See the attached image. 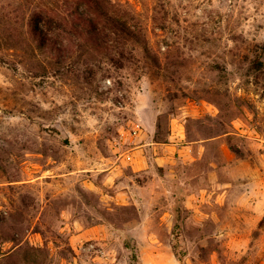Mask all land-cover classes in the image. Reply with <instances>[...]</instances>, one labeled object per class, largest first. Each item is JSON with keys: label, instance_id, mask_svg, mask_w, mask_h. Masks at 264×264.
<instances>
[{"label": "rangeland", "instance_id": "374dc122", "mask_svg": "<svg viewBox=\"0 0 264 264\" xmlns=\"http://www.w3.org/2000/svg\"><path fill=\"white\" fill-rule=\"evenodd\" d=\"M106 1L0 0V264H264V0Z\"/></svg>", "mask_w": 264, "mask_h": 264}, {"label": "trees", "instance_id": "16d2710c", "mask_svg": "<svg viewBox=\"0 0 264 264\" xmlns=\"http://www.w3.org/2000/svg\"><path fill=\"white\" fill-rule=\"evenodd\" d=\"M87 2L90 3V5L95 9V11L97 12V14L102 15L106 22L108 24H110L114 30H117L121 33H125L129 39L132 40H136L135 39V34L128 28L127 29V33L124 31L123 26H126V22L123 21L120 16L117 15H111L110 11H112V9H109V6L111 5L110 2L106 1V0H85ZM102 9H105V12L103 13Z\"/></svg>", "mask_w": 264, "mask_h": 264}]
</instances>
